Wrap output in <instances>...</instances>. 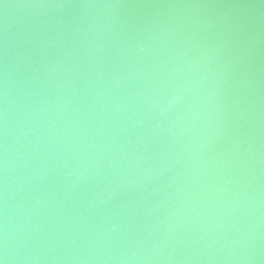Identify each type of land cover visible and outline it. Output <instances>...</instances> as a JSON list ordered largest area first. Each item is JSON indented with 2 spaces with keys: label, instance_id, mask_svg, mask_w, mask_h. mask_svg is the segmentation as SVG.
Masks as SVG:
<instances>
[{
  "label": "water",
  "instance_id": "obj_1",
  "mask_svg": "<svg viewBox=\"0 0 264 264\" xmlns=\"http://www.w3.org/2000/svg\"><path fill=\"white\" fill-rule=\"evenodd\" d=\"M0 264H264V0H0Z\"/></svg>",
  "mask_w": 264,
  "mask_h": 264
}]
</instances>
